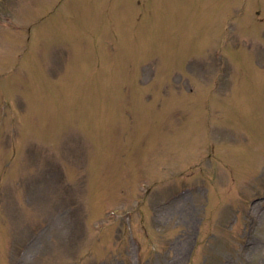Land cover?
<instances>
[{
  "label": "rangeland",
  "instance_id": "rangeland-1",
  "mask_svg": "<svg viewBox=\"0 0 264 264\" xmlns=\"http://www.w3.org/2000/svg\"><path fill=\"white\" fill-rule=\"evenodd\" d=\"M244 7L0 0V264H264V0Z\"/></svg>",
  "mask_w": 264,
  "mask_h": 264
}]
</instances>
